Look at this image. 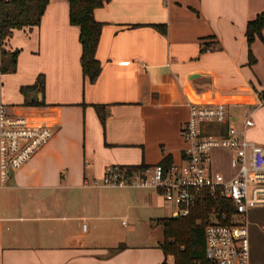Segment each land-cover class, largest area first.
Returning a JSON list of instances; mask_svg holds the SVG:
<instances>
[{
    "label": "crops",
    "instance_id": "1",
    "mask_svg": "<svg viewBox=\"0 0 264 264\" xmlns=\"http://www.w3.org/2000/svg\"><path fill=\"white\" fill-rule=\"evenodd\" d=\"M263 8L264 0H108L93 10L102 26L92 83L81 74L66 0H48L38 25L15 30L5 44L17 50L15 64L0 76V102L48 126L51 137L0 182V264L171 263L151 238L154 219L175 216V208L164 214L172 204L150 188L85 182L100 181L108 165L181 163L190 103L225 105L237 130L249 113L243 136L264 145V26L249 47L244 36ZM38 75L42 90H21ZM228 157L211 149L225 177L233 173ZM249 225L251 262L264 264V223Z\"/></svg>",
    "mask_w": 264,
    "mask_h": 264
},
{
    "label": "built area",
    "instance_id": "2",
    "mask_svg": "<svg viewBox=\"0 0 264 264\" xmlns=\"http://www.w3.org/2000/svg\"><path fill=\"white\" fill-rule=\"evenodd\" d=\"M228 120L223 104L190 103L180 129L186 142L181 163L166 167L157 163L129 173L119 165H108L100 181L85 183L153 189L174 206L175 216L187 215L206 196L229 199L233 214L228 218L219 208L210 209L211 219L204 220L203 261L189 264H252L245 214L248 208L264 207V145L243 136L244 130L253 124L249 113L240 130ZM213 123L223 129L206 132V126ZM50 137L48 126L31 121L25 114L11 112L0 102V182H5L9 172L22 166ZM213 148L229 153L228 164L233 170L229 177L214 169ZM227 218L228 222H221Z\"/></svg>",
    "mask_w": 264,
    "mask_h": 264
},
{
    "label": "trees",
    "instance_id": "3",
    "mask_svg": "<svg viewBox=\"0 0 264 264\" xmlns=\"http://www.w3.org/2000/svg\"><path fill=\"white\" fill-rule=\"evenodd\" d=\"M68 4V21L78 27L80 44L79 64L81 74L88 83H92L100 70L94 56L95 48L102 23L95 20L93 10L102 6L108 0H66ZM48 0H0V71L13 70L17 50L6 51L5 44L15 30L30 28L38 25ZM264 26V8L245 25L244 36L247 46L255 36L260 37ZM164 33V25H156ZM264 42V40H263ZM248 62L254 59L250 49H247ZM43 77L38 75L35 83L21 87L25 90H42ZM264 100V93H259ZM160 164L166 167L168 158L164 157ZM122 171L129 173L139 170L145 165L119 166ZM212 207L219 208L228 218L234 212L233 203L229 199L218 196H206L185 216L163 217L154 219L160 225L163 239L159 246L163 254L171 255L172 262L163 260L159 264H189L193 261H203L204 256V220L211 219L209 213ZM228 218L225 221L228 222Z\"/></svg>",
    "mask_w": 264,
    "mask_h": 264
},
{
    "label": "rangeland",
    "instance_id": "4",
    "mask_svg": "<svg viewBox=\"0 0 264 264\" xmlns=\"http://www.w3.org/2000/svg\"><path fill=\"white\" fill-rule=\"evenodd\" d=\"M216 158L218 162L223 161V159L220 158L217 153H216ZM173 211H174V207L172 205H167L165 208L164 214L165 216H172ZM130 213H133V211L130 210ZM245 215H246L245 219H246L247 225L250 224L249 227L251 228L257 229L255 224H257L258 226H262V224L264 223V207L248 208ZM127 216L129 218L128 212H126V214L123 215L121 218L128 221ZM153 227H154V230L152 232L151 239L154 240L157 238L159 241H162L163 236H162V230H161L160 225L155 224L153 225Z\"/></svg>",
    "mask_w": 264,
    "mask_h": 264
},
{
    "label": "water",
    "instance_id": "5",
    "mask_svg": "<svg viewBox=\"0 0 264 264\" xmlns=\"http://www.w3.org/2000/svg\"><path fill=\"white\" fill-rule=\"evenodd\" d=\"M35 98H36L35 93H32V94L30 95V100H31V101H34ZM10 172H11V171H10ZM10 172H9V173H10Z\"/></svg>",
    "mask_w": 264,
    "mask_h": 264
}]
</instances>
